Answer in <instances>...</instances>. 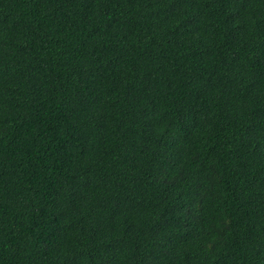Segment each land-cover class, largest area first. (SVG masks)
<instances>
[{
    "label": "trees",
    "instance_id": "obj_1",
    "mask_svg": "<svg viewBox=\"0 0 264 264\" xmlns=\"http://www.w3.org/2000/svg\"><path fill=\"white\" fill-rule=\"evenodd\" d=\"M0 264H264V0H0Z\"/></svg>",
    "mask_w": 264,
    "mask_h": 264
}]
</instances>
